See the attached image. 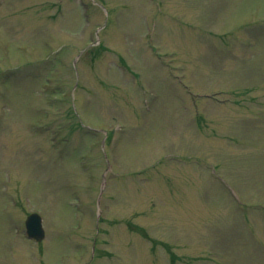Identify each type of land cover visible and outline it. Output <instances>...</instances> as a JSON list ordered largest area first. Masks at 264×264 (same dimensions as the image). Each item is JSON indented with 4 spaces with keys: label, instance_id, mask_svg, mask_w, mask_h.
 <instances>
[{
    "label": "rangeland",
    "instance_id": "obj_1",
    "mask_svg": "<svg viewBox=\"0 0 264 264\" xmlns=\"http://www.w3.org/2000/svg\"><path fill=\"white\" fill-rule=\"evenodd\" d=\"M0 264H264V0H0Z\"/></svg>",
    "mask_w": 264,
    "mask_h": 264
},
{
    "label": "water",
    "instance_id": "obj_2",
    "mask_svg": "<svg viewBox=\"0 0 264 264\" xmlns=\"http://www.w3.org/2000/svg\"><path fill=\"white\" fill-rule=\"evenodd\" d=\"M27 231L30 236H34L37 240L43 237V229L41 225L40 216L36 213L29 215L27 221Z\"/></svg>",
    "mask_w": 264,
    "mask_h": 264
}]
</instances>
